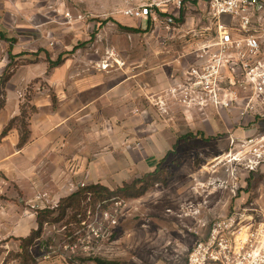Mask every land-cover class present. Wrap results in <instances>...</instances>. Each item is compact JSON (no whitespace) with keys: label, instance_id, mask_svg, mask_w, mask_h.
I'll return each mask as SVG.
<instances>
[{"label":"rangeland","instance_id":"rangeland-1","mask_svg":"<svg viewBox=\"0 0 264 264\" xmlns=\"http://www.w3.org/2000/svg\"><path fill=\"white\" fill-rule=\"evenodd\" d=\"M130 7L147 17L124 15ZM166 16L174 18L169 29ZM206 27V37L193 36ZM212 29L206 5L193 0L179 9L173 0H0V30L15 39L12 59L0 40V100L14 94L19 109L8 139L0 136V232L11 229L0 238V264H185L202 222L253 201L264 207V167L233 180L230 163L217 160L231 137L264 129L187 109L166 88ZM59 57L50 68L46 59ZM98 75L108 76L107 93L81 92L93 100L73 112L58 106L55 90ZM121 79L125 88L113 90ZM41 95L49 105L37 108ZM21 113L29 138L19 148ZM147 174L137 195L88 194L58 208L79 187L114 190ZM45 208L56 211L39 226Z\"/></svg>","mask_w":264,"mask_h":264},{"label":"built area","instance_id":"built-area-1","mask_svg":"<svg viewBox=\"0 0 264 264\" xmlns=\"http://www.w3.org/2000/svg\"><path fill=\"white\" fill-rule=\"evenodd\" d=\"M173 1L179 9L184 0ZM203 1L213 21V36L193 48L196 64L181 72L180 82L168 94L179 96L187 109L234 111L235 127L264 129V0ZM124 15L147 17L140 7H130ZM149 16L157 20L154 14ZM161 22L169 29L174 18L166 16ZM210 29L193 36L206 37ZM229 144L228 152L217 160L230 163L226 171L233 180L264 167V130L231 137ZM235 189L232 185L231 191ZM262 204L249 202L202 222L205 229L196 232L185 264H264Z\"/></svg>","mask_w":264,"mask_h":264},{"label":"crops","instance_id":"crops-1","mask_svg":"<svg viewBox=\"0 0 264 264\" xmlns=\"http://www.w3.org/2000/svg\"><path fill=\"white\" fill-rule=\"evenodd\" d=\"M196 2L198 4L200 3H204L206 5V2L203 0H196ZM206 9H207V5H206ZM197 60L195 58V56H190L189 58H182L179 61V65H177V67L175 66L172 71L170 72V78L168 81V84L166 86V88H170L175 86L176 84H178L180 82L181 79V72L184 71L185 69H187L188 67L196 64ZM153 76L157 77V72L153 73ZM154 79V78H153ZM158 79H161V77H158ZM108 76L107 75H98L97 77H92L91 79H86V78H79V81L72 84L69 83L68 84V88L67 91L62 89L60 90H55L56 92V98L58 101V106L61 109H64L66 112L69 111H76L79 110L82 106H85L88 103H91V101L93 100H89L87 102H83L82 98H81V92L83 91H87V90H92V89H99V93L100 94H105L108 92ZM54 84L56 83L55 81ZM114 89L113 90H123L125 88L124 85V81L119 80L115 85H114ZM85 88V89H84ZM99 97V96H98ZM15 95L14 94H8L7 93V98H6V102H5V107L3 110L0 111V127L3 125H6V123L8 122L9 119H11L15 114H17V112L19 111L18 109V102L15 99ZM49 97L47 95H41L40 97L37 98L36 100V106L37 108H43L46 105H49ZM100 98H102V96H100ZM215 112V111H214ZM217 117H222V118H226L224 120L225 123H228V125L230 124L231 127L233 126V121L230 122L228 119V113L224 112V111H220V112H215ZM202 121H200L201 123ZM200 123H198L199 126L201 125ZM202 124L204 126H209L207 123L202 122ZM234 127V126H233ZM12 134V133H11ZM32 136H31V140H34V136L33 133L31 132ZM7 137H9L7 134L3 137V140L8 139ZM15 139V138H13ZM18 141V138H17ZM218 216V215H217ZM216 217V216H213ZM212 217V218H213ZM211 218V219H212ZM11 233V229L9 227H3L2 231L0 232V238L4 239L6 238V236L8 234Z\"/></svg>","mask_w":264,"mask_h":264},{"label":"trees","instance_id":"trees-1","mask_svg":"<svg viewBox=\"0 0 264 264\" xmlns=\"http://www.w3.org/2000/svg\"><path fill=\"white\" fill-rule=\"evenodd\" d=\"M188 1V0H184L183 2ZM193 2H196V0H193ZM183 17V11L180 12V18ZM0 40H4L9 42V47H8V53H9V58L12 59L13 55L11 54V46L12 44L15 42V39H10L6 36V34H4L1 30H0ZM48 66L50 68L56 67L57 65H59L62 61V59L59 57L57 60L52 61L50 59H46ZM3 79H2V84H4V82L7 80V73L5 72ZM1 80V79H0ZM54 100V99H53ZM5 101L0 100V110L3 108ZM23 113H21L20 117L22 118L21 121V126H20V138L17 144V147L21 148L23 147L29 138V130L26 126V124L23 122L24 119V115L22 116ZM19 117H13L11 120H9V122L6 124V126L3 128L0 136L4 137L12 128L13 123L18 120ZM158 169L159 167L155 168L154 170V174L158 173ZM151 174H147L144 175L142 178H135L133 179L131 182L129 183H124L122 186L116 187L114 190H110L109 188L101 185V184H92V185H87V186H83V187H79L75 192H73L72 194H70L69 196L62 198L59 203H58V208L60 210V212H62V207L66 204H80V202L84 199L85 196H87L88 194H91V196H93L96 199H109L112 196H116L118 194H122V193H133L132 195H137L136 193V186L139 183H142L144 181L147 180V178L150 176ZM56 211V209H42L37 211V224L39 226H41V222H42V217L44 216H49L51 214H53ZM33 234V233H32ZM27 241V240H26ZM25 241V242H26ZM99 264H112V263H104L102 261H97Z\"/></svg>","mask_w":264,"mask_h":264}]
</instances>
